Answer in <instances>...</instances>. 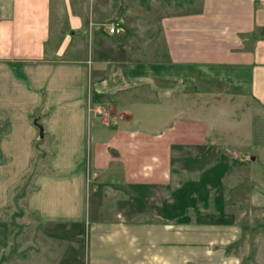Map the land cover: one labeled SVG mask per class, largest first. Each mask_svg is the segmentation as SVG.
<instances>
[{"label": "crops", "instance_id": "0c3cea01", "mask_svg": "<svg viewBox=\"0 0 264 264\" xmlns=\"http://www.w3.org/2000/svg\"><path fill=\"white\" fill-rule=\"evenodd\" d=\"M86 1L0 0V253L19 204L42 226L86 233L85 264H241L246 226L264 224V0ZM142 5L165 13L160 33L130 47L119 15ZM110 20L120 34L101 30ZM142 89L166 108L164 134L138 125ZM90 179L104 219L87 220ZM186 202L212 204L189 214Z\"/></svg>", "mask_w": 264, "mask_h": 264}, {"label": "rangeland", "instance_id": "374dc122", "mask_svg": "<svg viewBox=\"0 0 264 264\" xmlns=\"http://www.w3.org/2000/svg\"><path fill=\"white\" fill-rule=\"evenodd\" d=\"M95 1V0H94ZM120 0H113L108 6L115 7L118 5L117 2ZM134 0H126L125 3L131 4ZM88 2V0L86 1ZM116 3V4H115ZM149 3V1L147 2ZM144 6L148 4L142 1ZM142 7L139 10H130L125 15L120 13L119 18L124 20L125 26H129L130 29L125 32L126 44L131 47L133 44L132 41H127L131 35H142L147 37L148 35H157L160 33L158 26L156 24L160 18L165 14L159 9H156L155 6L151 10H148L147 7ZM92 7V1H91ZM135 3V8H136ZM128 9H126L127 11ZM109 15L107 16L108 20L111 18V11L109 10ZM116 16V15H115ZM114 16V17H115ZM54 26H55V20ZM111 21L105 23L108 25ZM106 27V26H105ZM105 27H100L104 33ZM137 37V36H136ZM85 42L79 43L80 51L79 54H83L86 57V60H94V55L96 53L95 40L91 37H85ZM132 42V43H131ZM140 45L146 43V40L140 41ZM147 53V52H146ZM159 57H154L152 60H159ZM140 60V59H139ZM142 60V61H141ZM140 63L144 61H149V58H141ZM145 89L141 90V93ZM152 99H150L146 93L140 95V103L142 105H150ZM139 105L136 107L138 113V121L140 122L142 128L149 130L151 134H159L170 129L169 120L166 119L164 112L166 108L164 105H156L148 109L142 108L143 106ZM174 114V111L171 113ZM86 123V147L84 162L80 160L81 155H71L74 160H80V164L83 162L84 169L86 171L87 162L91 153L94 149V127L96 128V115L92 111L91 105L89 107V113L87 115ZM172 123V122H171ZM137 125V126H138ZM101 127H104L100 125ZM226 155V154H224ZM227 156V155H226ZM66 156L60 154L56 157V162L58 164L64 163ZM175 157V155H174ZM69 159V157H68ZM36 161V158H35ZM208 161H212L209 159ZM45 159L38 160V163H45ZM45 167V166H44ZM15 168V167H14ZM13 168V169H14ZM87 175V174H86ZM91 176V174H90ZM92 179V178H91ZM91 179L89 180L88 191H86V211H87V220H94L95 218L104 219L102 215H97V212L102 214L104 210L99 209L97 206L94 208V201L97 198L94 192H92V183ZM117 190V189H116ZM134 191L129 193L126 197L131 203H135L141 207L145 212H151L154 207L153 201L150 200L149 196L146 195V198L137 202V198L134 195ZM136 194V193H135ZM119 198H124L123 195H119ZM175 198V195H174ZM126 200V199H124ZM175 202H173V205ZM206 206H211L212 203H204ZM203 203L197 202H186L182 203L184 206V211L188 210H197L198 205L201 208ZM119 206V204H117ZM232 203L229 202L227 207V213L233 212L237 214H244L245 211H249V208L244 207V203L240 206L234 208L231 206ZM131 210V209H130ZM96 212V213H95ZM190 214V212H189ZM236 214V215H237ZM111 215L107 216L108 218ZM242 222L246 223V219L241 216ZM5 221L8 224V233H7V242L5 247L1 249L0 253V264H85V238L86 233L83 231L81 234L79 232L75 233L68 232L61 227H46L40 225L36 222V219L26 214L23 211V208L17 205V208H9ZM261 223V225L259 224ZM247 232L243 235V241L240 243L241 247L239 250L241 264H264V224L262 222H253L250 226H246ZM78 231V230H77Z\"/></svg>", "mask_w": 264, "mask_h": 264}, {"label": "built area", "instance_id": "2783aa9c", "mask_svg": "<svg viewBox=\"0 0 264 264\" xmlns=\"http://www.w3.org/2000/svg\"><path fill=\"white\" fill-rule=\"evenodd\" d=\"M105 26V31L108 35H118L123 31L122 24L118 20L113 21Z\"/></svg>", "mask_w": 264, "mask_h": 264}, {"label": "water", "instance_id": "95a60500", "mask_svg": "<svg viewBox=\"0 0 264 264\" xmlns=\"http://www.w3.org/2000/svg\"><path fill=\"white\" fill-rule=\"evenodd\" d=\"M39 137L41 139L43 138V129H42V127H39Z\"/></svg>", "mask_w": 264, "mask_h": 264}, {"label": "trees", "instance_id": "16d2710c", "mask_svg": "<svg viewBox=\"0 0 264 264\" xmlns=\"http://www.w3.org/2000/svg\"><path fill=\"white\" fill-rule=\"evenodd\" d=\"M37 127H38V129H39V127H40V126H39V125H37ZM16 200H17V199H16Z\"/></svg>", "mask_w": 264, "mask_h": 264}]
</instances>
